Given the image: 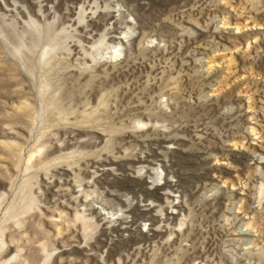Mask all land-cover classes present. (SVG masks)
<instances>
[{
    "label": "rangeland",
    "instance_id": "rangeland-1",
    "mask_svg": "<svg viewBox=\"0 0 264 264\" xmlns=\"http://www.w3.org/2000/svg\"><path fill=\"white\" fill-rule=\"evenodd\" d=\"M0 264H264V0H0Z\"/></svg>",
    "mask_w": 264,
    "mask_h": 264
},
{
    "label": "bare ground",
    "instance_id": "bare-ground-1",
    "mask_svg": "<svg viewBox=\"0 0 264 264\" xmlns=\"http://www.w3.org/2000/svg\"><path fill=\"white\" fill-rule=\"evenodd\" d=\"M120 40H123V37H121Z\"/></svg>",
    "mask_w": 264,
    "mask_h": 264
}]
</instances>
